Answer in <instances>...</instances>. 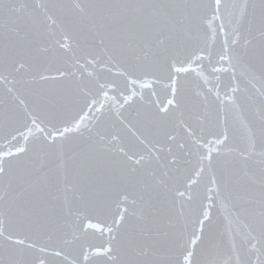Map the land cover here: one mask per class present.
Here are the masks:
<instances>
[{
  "label": "snow or ice",
  "instance_id": "obj_1",
  "mask_svg": "<svg viewBox=\"0 0 264 264\" xmlns=\"http://www.w3.org/2000/svg\"><path fill=\"white\" fill-rule=\"evenodd\" d=\"M0 264H264V0H0Z\"/></svg>",
  "mask_w": 264,
  "mask_h": 264
},
{
  "label": "water",
  "instance_id": "obj_2",
  "mask_svg": "<svg viewBox=\"0 0 264 264\" xmlns=\"http://www.w3.org/2000/svg\"><path fill=\"white\" fill-rule=\"evenodd\" d=\"M204 68H205V74L209 75V78L212 80V82L214 84L215 83V79H214V76L211 74L210 69L208 68V62L207 61L204 62ZM230 82H231V74L229 73L228 75L223 77L222 83H221V87L224 88L225 86L230 85ZM213 84H210L209 86H213ZM109 95H113V93L110 91ZM115 95L118 96V93H116ZM110 104H111V102H110Z\"/></svg>",
  "mask_w": 264,
  "mask_h": 264
}]
</instances>
